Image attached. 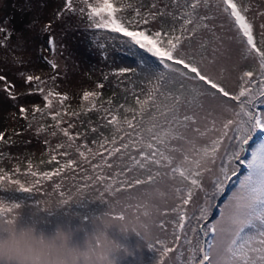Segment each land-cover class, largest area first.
I'll return each mask as SVG.
<instances>
[{"label":"snow or ice","instance_id":"1","mask_svg":"<svg viewBox=\"0 0 264 264\" xmlns=\"http://www.w3.org/2000/svg\"><path fill=\"white\" fill-rule=\"evenodd\" d=\"M80 3L84 6L76 8L73 0H65L63 13H86L89 28L118 34L123 46L139 55L137 67L146 65L141 71L148 73L147 93L143 99L136 96V107L120 104L113 108L111 98L108 107L104 102L97 105L101 92L83 91L81 100L90 107L82 105V110L102 111L103 126L112 129L110 138L100 132L101 139L92 141L98 144L94 151L87 143H77L78 137L87 140V136L78 131L73 134L74 123L62 126L64 116L80 115L67 110L68 94L46 89L40 76L21 73L26 85H35L27 95L39 94L45 102L43 108L39 104L32 107L33 118L37 113L50 116L56 129L50 135L57 136L58 130L67 138L55 144L56 150L63 149L60 156L70 157L74 150L82 160L76 165L68 158L44 172L32 171L29 160L26 175L38 178L27 186L0 168L4 173L0 190L41 195L35 203L49 211L98 192L93 199L106 202L107 211L94 217V222L106 217L121 230L141 235L158 252L155 264H264V109L257 110L264 104V22L256 25L255 15L249 14L251 5L244 0H172L171 10L155 0L147 8L123 0ZM256 15L264 21V11ZM165 16L171 17V24L162 22ZM0 32L5 33L0 45L6 44L13 31L0 27ZM201 33L210 34L211 40L201 36L194 48L192 39ZM47 43L55 52V38L49 36ZM209 48L211 58L206 54ZM149 56L161 67L153 69ZM47 63L54 70L58 67L54 60ZM242 64L250 68L241 69ZM133 71L121 67L118 74ZM51 79L55 83L56 76ZM177 81L181 82L177 91L166 90L167 84ZM0 82V91L19 103L12 91L15 85L3 74ZM53 100L58 102L55 110ZM121 109L122 118L117 115ZM19 113L28 119V109L22 104ZM36 131L47 129L40 125ZM4 139L5 133L0 132V140ZM254 139L258 143L248 158H242ZM95 158L99 163L91 162ZM56 160L57 155L51 154L50 162ZM241 164L246 166V175L226 207H219L218 218L208 222L217 207L212 201L223 195L226 182ZM65 169L69 172L62 176ZM105 169L111 174H105ZM209 174L210 187H206ZM54 177L59 182L48 192L43 182ZM66 181H74L68 192L61 190ZM23 205L24 201L0 195V221L16 223ZM95 243L99 246V241Z\"/></svg>","mask_w":264,"mask_h":264},{"label":"rangeland","instance_id":"2","mask_svg":"<svg viewBox=\"0 0 264 264\" xmlns=\"http://www.w3.org/2000/svg\"><path fill=\"white\" fill-rule=\"evenodd\" d=\"M24 1L26 2L20 5L22 7H19L23 0H0V27L13 31V35L7 43L0 45V74L5 75L15 85L12 91L19 100V103L14 104L3 91H0V132L5 133V139L10 137L12 140L10 145L12 152L1 161L0 168L11 174L12 180H16L18 176L29 177L30 175H26L24 172H19L16 175L17 165H19V171L27 170L28 161L31 160L34 167V153L42 152L47 147L41 135L32 128L26 129L27 120L19 113L21 104L28 109V114H31L34 105L38 103L42 105L44 102L39 94L27 95L35 85H26L20 74L40 76L45 81V87L55 88L60 93H67L71 109L80 102L83 91L97 87L96 84L102 79L105 71L103 56L95 53L89 32L83 27L88 22L86 13L83 15L63 14L65 0ZM245 3L251 5L249 14L255 15L256 25L264 22L259 15H256V13L264 11V0H248ZM219 23L217 21V24ZM77 25L78 27L75 28L74 26ZM46 27L47 31H45ZM4 35L5 33L0 32V41H3ZM49 36L55 38V52L50 50L47 43ZM201 36L211 40V35L208 33L198 34L192 39L194 48L198 46ZM206 54L211 58L210 48ZM109 56L111 57L110 65L114 67L120 65L137 67L139 62L119 57L113 51ZM43 58L54 60L58 65L57 69H52L47 60ZM19 60H22L23 63L17 62ZM246 66L248 65L242 64L241 69ZM53 76H56L55 83L51 79ZM148 79V76L144 77L140 83L141 93L147 89ZM2 88L3 83L0 82V89ZM52 127V124L48 125V128ZM225 143L227 142L225 141ZM219 164L220 161L217 160V167ZM3 174L0 173V175ZM245 175L246 172L242 174V178ZM211 178L212 174L205 176L206 187H210ZM55 181L56 179L50 180L42 187L51 192ZM5 184L7 185V177ZM237 188L238 184L230 191L221 206L226 207V201H229ZM21 193L0 190V195L6 199L17 197ZM22 194L28 198V201L21 209L20 222L34 224L46 233H52L58 227L63 228L72 234L71 243L73 245L83 246L86 236L95 230L96 223L93 218L99 217L107 211L106 202L102 204L91 202L89 206L73 207L81 200L77 203L76 201L69 202L49 211L36 205L35 201L42 198L41 195ZM55 196H58V192ZM86 212L90 214V217L83 219L82 215ZM96 213L97 215H95ZM217 218L218 215L214 220ZM107 234L120 245L111 254L113 264H143L150 258L151 249L142 236L135 231L131 229L123 231L118 225H113L107 230Z\"/></svg>","mask_w":264,"mask_h":264},{"label":"trees","instance_id":"3","mask_svg":"<svg viewBox=\"0 0 264 264\" xmlns=\"http://www.w3.org/2000/svg\"><path fill=\"white\" fill-rule=\"evenodd\" d=\"M248 0H244V2H247ZM26 1L23 0V2L21 4H19V7H22L20 5H22L23 3H25ZM123 2H132V3H142L145 8H147L151 3H153V0H123ZM156 3H158L160 5V7H164L165 4H167L171 10V3L172 0H155ZM74 6L76 8H80L83 7L84 5L80 3V0H73ZM27 4V3H26ZM77 14H80L79 12H76ZM65 14V13H63ZM128 15H131V12H128ZM165 25L171 24L172 20L171 17H167L165 16L163 18L162 21ZM89 21L83 25L84 28H86L89 32L90 38L92 40V47L95 51V53L99 56H103V60L105 61V65L103 63V65L105 66V71L103 74V77L101 80H99L97 82V84L102 83L104 85V87L102 89L100 88H93L90 89L89 91H99L102 93L100 98H97V105L99 106V104L101 102H104L105 107H108L107 105V100L109 98H111L112 100V105L113 108H115V106H118L120 104H124L125 106H130V107H136L135 105V98L133 96V92H135L136 90H138L140 83L142 82L144 77L148 76V73L141 71V69H143L144 67H146V65L140 63L139 67H135L132 66L131 68L134 69L133 72L130 73H126L124 75H119L118 74V70L121 67H130V66H126V65H120L117 67H114L110 62L111 57L109 56V54L111 55V51L115 52V55H118L119 57H124L126 59H130V60H138L139 61V55H133L131 52H129L122 44V42L117 39V35L118 34H113L110 35L108 34L106 31L104 30H95L92 28L88 27ZM75 28L78 27L74 26ZM80 27V26H79ZM148 59H150L151 61V66L153 69L155 68H160L161 66L158 64L157 61H155L154 59H152L150 56L148 57ZM246 68H250V65L246 66L244 69ZM96 84V85H97ZM181 82L177 81L175 83L170 82L169 84H167L166 90H171V91H177L180 88ZM45 87V86H44ZM46 89L49 87H45ZM146 94L142 95L140 98L143 99L144 96ZM82 97V95H81ZM80 97V102L77 104L76 107L74 108H69L70 104L67 103V110L69 112H79L80 115L78 117H68V116H64L63 117V127H67L68 122H72L75 124V127L73 129H70V131L75 134V132H80L83 133L87 136V140L84 139L83 136L78 137L77 138V143L83 145L84 143H87L88 148H92L94 151L98 150V144H93L92 141L96 140L99 141L101 139L100 136V132L104 133V136H108L110 138V134L112 129L110 127H104L103 124L105 123V121L102 119L104 117V113L102 111H97L96 109H92L91 111H88L87 113H85L82 110V105L84 107H90V105L88 104L87 101H82ZM39 104V103H38ZM45 102H43L41 106V108L44 107ZM56 107H58V102L56 100H53V110L56 109ZM264 108V104H260L258 105L257 110H260ZM117 115L119 117H123L125 114L123 112V110L121 109ZM34 114L33 112L31 114H28V119H27V125H26V129L27 128H32L36 131V129L40 126V125H44L45 128L47 129V131L45 132H41L39 133V135L42 136V138L44 140H48L49 144L46 145L47 147L45 148V150H43L42 152H35L34 156H33V161H34V167L32 168V171H38V172H44V171H52L53 168L55 167H59V165L61 163H66L68 158H71L75 161L76 165H80L82 158L79 157L78 153H75L74 150L71 151L70 153V157H61L60 156V152L63 151V149L60 150H56L55 149V144L56 143H64L66 142V137L63 136L62 133H60L57 130V136L52 137L50 135L51 131L56 130L54 128V124L55 122L52 121L51 117L48 115H44L41 116L40 114H35V118H33ZM29 124L31 126H29ZM52 124V128H48V125ZM92 128H98L99 131L97 133H93L91 131ZM37 132V131H36ZM256 143H258L257 139H254L253 141L250 142L249 144V151L244 153V156L242 158H248L250 155V150L252 147H254L256 145ZM12 144V140L11 138H6L4 140H0V163L1 161L4 159V157L8 154H10L12 151L10 145ZM105 147H107V145H105ZM51 150V151H50ZM83 151H85V153L87 154V149L83 148ZM25 151H29V150H25ZM51 154H55L57 155V160L56 161H51L50 162V155ZM104 155H106V153H102ZM113 158H109V162L112 161ZM41 161H43V163H41ZM92 163H99V158H95V159H91ZM84 167H88V165H84ZM243 168V171L239 172L241 169ZM115 170V166L114 169ZM29 171V169L27 170H23V171H19V172H24L27 173ZM19 172H15L16 175H18ZM69 170L65 169L64 173H62L61 175L64 176L66 174H68ZM246 172V166L241 164L239 167V170L237 171L236 175L234 177H232L231 181L226 182V189L225 192L223 193V195H220L217 199L213 200L212 203H216V201H218V205L216 208L212 209V215L209 217V221L211 222L214 220V218L219 215V207L221 206V204L224 202V200L227 198V196L229 195L230 191L238 184L239 180L242 178V174ZM77 174L78 171H77ZM89 174L91 173V169H89ZM105 174H111L110 171H108L107 169H105ZM38 177H27V178H21L20 176L17 177V179H19L21 182L25 183L26 186L28 185V183L33 180V179H37ZM56 179V182H59V180L57 178H53ZM48 182V181H46ZM46 182H43V184H46ZM73 182H65V187L62 188V191L68 192L69 188L72 187ZM101 191H102V187H101ZM93 195H99V193H94ZM93 195H89L88 198L87 197H82L80 200V203L75 204V206L73 207H85V206H89L91 202L97 203V204H102L103 202L100 200H94L93 199ZM10 200H16V201H24V204L27 203L28 198L25 197L24 194L21 193V195L13 196L11 198H9ZM94 215V214H93ZM97 215V213L95 214ZM88 217H90V214L88 212H86L85 214L83 213L82 218L83 219H87ZM150 258L148 260H146L143 264H153L154 262L157 261L158 259V252L156 251L155 248H150ZM155 264V263H154Z\"/></svg>","mask_w":264,"mask_h":264},{"label":"clouds","instance_id":"4","mask_svg":"<svg viewBox=\"0 0 264 264\" xmlns=\"http://www.w3.org/2000/svg\"><path fill=\"white\" fill-rule=\"evenodd\" d=\"M113 225L121 228L101 218L79 246L71 243L72 234L63 228L46 233L19 219L12 224L0 221V264H109L110 253L120 247L107 234Z\"/></svg>","mask_w":264,"mask_h":264},{"label":"built area","instance_id":"5","mask_svg":"<svg viewBox=\"0 0 264 264\" xmlns=\"http://www.w3.org/2000/svg\"><path fill=\"white\" fill-rule=\"evenodd\" d=\"M149 85L147 84V89H148ZM141 89H142V86H139V89L133 94L134 97H136L137 95H139L140 97L144 94L147 93V89H145L144 92L141 93Z\"/></svg>","mask_w":264,"mask_h":264},{"label":"water","instance_id":"6","mask_svg":"<svg viewBox=\"0 0 264 264\" xmlns=\"http://www.w3.org/2000/svg\"><path fill=\"white\" fill-rule=\"evenodd\" d=\"M242 171V170H241ZM218 204V201L216 202V205Z\"/></svg>","mask_w":264,"mask_h":264}]
</instances>
